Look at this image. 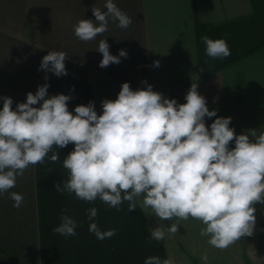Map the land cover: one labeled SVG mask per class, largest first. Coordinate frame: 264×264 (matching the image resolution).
<instances>
[{"label": "crops", "instance_id": "0c3cea01", "mask_svg": "<svg viewBox=\"0 0 264 264\" xmlns=\"http://www.w3.org/2000/svg\"><path fill=\"white\" fill-rule=\"evenodd\" d=\"M105 2L0 0V98L11 97L15 109L28 92L47 82L49 96L72 97L68 108L73 114L76 106L90 101L102 114L101 101L115 100L124 82L133 90L151 85L180 104L195 82L210 111L232 118L230 127L237 135L248 129L264 131V0H113L131 25L121 29L109 17L108 31L87 42L79 40L74 26L82 19L95 20L93 6L106 11ZM204 35L224 39L231 54L208 57ZM100 40H107L112 55L123 49L127 58L100 68ZM49 51L67 54V75L40 70ZM215 119L206 117V125ZM73 148H53L43 164L30 166L17 176L14 188L0 193V264H144L150 256L204 264V253L207 264H264V204L255 205L253 235L217 249L200 235V221H161L141 207L143 197L137 198V209L128 211L129 202L124 201L117 211L99 199L87 202L74 193L57 192L54 185L61 182L63 187L68 179L63 161ZM53 152H59L56 162L50 160ZM12 192L24 197L19 208L13 206ZM93 207L97 216L89 221L87 210ZM62 214L77 222L75 236L53 231ZM92 222L101 231L116 229V234L99 240L89 231ZM172 223L179 225L175 235L148 242L153 228L166 230Z\"/></svg>", "mask_w": 264, "mask_h": 264}, {"label": "clouds", "instance_id": "9594fccd", "mask_svg": "<svg viewBox=\"0 0 264 264\" xmlns=\"http://www.w3.org/2000/svg\"><path fill=\"white\" fill-rule=\"evenodd\" d=\"M104 9L93 6L95 20L78 21L74 34L79 40L87 42L108 31L109 17L121 29L131 25V18L113 0H106ZM201 39L208 57L223 59L231 54L224 39L206 35ZM97 50L102 53L100 68L127 58L123 49L112 55L107 40H100ZM66 59L63 51H49L40 70L57 77L67 75ZM49 86L46 82L35 93L28 92L26 101L17 103L15 109L11 97L0 98V193L14 188L17 176H23L30 166L43 164L53 148L73 144L63 161L68 179L63 187L61 182L54 185L57 192L74 193L87 202L99 199L117 211L124 201L129 202L128 211L137 209V198L143 197L141 207L161 221H200L204 225L200 235L209 237L208 244L221 250L253 235L255 205L264 204V131L248 129L237 135L230 127L232 118L210 111L195 82L182 104L154 91L151 85L133 90L124 82L115 100L101 101L102 114L92 101L76 106L73 114L68 108L72 97L49 96ZM206 117L216 119L208 126ZM58 159L59 152H53L50 160ZM10 198L16 208L24 199L16 192ZM97 211L95 207L87 210L89 221ZM60 219L53 231L75 236L77 222L66 214ZM178 228L176 223L166 230L157 226L148 242L175 235ZM89 231L99 240L116 234V229L101 231L95 222L90 223ZM200 258L207 264V253ZM144 264L176 262L150 256Z\"/></svg>", "mask_w": 264, "mask_h": 264}]
</instances>
